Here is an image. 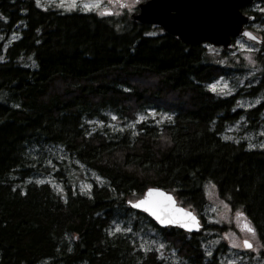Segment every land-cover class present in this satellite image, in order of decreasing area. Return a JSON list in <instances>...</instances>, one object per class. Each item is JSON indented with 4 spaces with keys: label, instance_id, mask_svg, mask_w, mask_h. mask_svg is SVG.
<instances>
[{
    "label": "trees",
    "instance_id": "obj_1",
    "mask_svg": "<svg viewBox=\"0 0 264 264\" xmlns=\"http://www.w3.org/2000/svg\"><path fill=\"white\" fill-rule=\"evenodd\" d=\"M254 6L241 8L254 18L250 30L264 24ZM155 29L129 17L0 0V264H218L225 243L205 249L206 232H221L218 225L194 234L162 229L130 206L162 189L201 215L206 183L241 211L264 256V147L224 137L240 122L245 133L264 128V42L258 71L221 95L209 86L242 76L243 66L213 62L206 45ZM148 111L169 119L136 120ZM76 164L102 183L78 191ZM47 174L60 191L38 181ZM147 231L178 263L139 247L135 234Z\"/></svg>",
    "mask_w": 264,
    "mask_h": 264
},
{
    "label": "rangeland",
    "instance_id": "obj_2",
    "mask_svg": "<svg viewBox=\"0 0 264 264\" xmlns=\"http://www.w3.org/2000/svg\"><path fill=\"white\" fill-rule=\"evenodd\" d=\"M36 4L40 7H52L60 9L64 12L72 10H81L83 12H94L98 16H110L117 20L127 19L133 12L134 7L140 0H35ZM254 10L257 12H264V1L255 4ZM260 40L264 42V24H254L250 30ZM162 33L157 29L154 34ZM206 52L209 54L213 62L227 65L239 66L242 65L246 70L245 74L235 78H219L209 86V89L221 95L231 94L238 86H245L246 79L258 71V64L256 61V52L259 50L257 43L247 41L245 39H238L234 42L233 48L226 51L229 54L225 57L221 56L222 48L206 45ZM258 98L241 100L238 103V108L249 109L257 104ZM169 119V115L158 111H148L144 114H138L136 120H152L156 123H162ZM121 120L113 117L112 126L121 128ZM132 123L130 127H133ZM244 126L246 123H236L229 127L224 135L225 138L230 140H237L242 138L247 141L251 147H264V128H259L255 134L252 132L245 133ZM76 169H71V173L75 177L72 185L80 192H88L92 186V181L102 183V179L94 174L92 171L87 170L85 167L76 164ZM53 171L50 172V174ZM38 181L49 183L57 191H60L62 186L52 175H44ZM204 193L206 205L202 214H197L202 225H218L222 229L221 232H206V236L210 235L205 249L212 252L214 248L221 242L225 243L227 250L223 255L218 257V264H264V256L261 254L262 246L257 233L249 232L245 227V223L249 222L243 216L240 210L233 211L229 205L220 199L216 187L212 183L204 185ZM237 213H241L238 216ZM203 217V218H202ZM251 227V225H250ZM115 231H122L120 225L113 227ZM139 247L144 250L154 249L163 257L171 258L178 263L176 253L173 249L167 248L166 244L161 242L153 231L141 232L135 234ZM244 241H248L252 247L246 249L243 245Z\"/></svg>",
    "mask_w": 264,
    "mask_h": 264
},
{
    "label": "water",
    "instance_id": "obj_3",
    "mask_svg": "<svg viewBox=\"0 0 264 264\" xmlns=\"http://www.w3.org/2000/svg\"><path fill=\"white\" fill-rule=\"evenodd\" d=\"M262 1L264 0H146L137 6L129 18L144 25L159 26L164 33L183 44H209L230 51L239 38L262 43L246 28L254 22V18L241 12L242 7ZM150 192L153 193L152 196L148 195ZM158 193L163 195H157ZM166 197H171V201ZM140 201L148 203L133 207ZM130 206L146 214L162 229L177 228L194 234L202 227L196 214L179 205L174 195L162 189H148L142 198ZM191 217H195V220Z\"/></svg>",
    "mask_w": 264,
    "mask_h": 264
},
{
    "label": "snow or ice",
    "instance_id": "obj_4",
    "mask_svg": "<svg viewBox=\"0 0 264 264\" xmlns=\"http://www.w3.org/2000/svg\"><path fill=\"white\" fill-rule=\"evenodd\" d=\"M246 35H250V34L246 33ZM148 195H149V196H152L153 193L150 192ZM157 195H163V194H162V193H158ZM166 199L169 200V201H171V197H166ZM146 203H148V201H140L139 203L134 204L133 207H140V206H142V205H144V204H146ZM188 215L191 216L190 213H189ZM237 215H238V216H241L242 214H241V213H237ZM191 218H192L193 220H195V217H191ZM244 227H245L249 232H254V230H253V229L250 227V225H248L247 223H245ZM244 245H245V247H247V248H251V247H252V245H251L248 241H244Z\"/></svg>",
    "mask_w": 264,
    "mask_h": 264
},
{
    "label": "flooded vegetation",
    "instance_id": "obj_5",
    "mask_svg": "<svg viewBox=\"0 0 264 264\" xmlns=\"http://www.w3.org/2000/svg\"><path fill=\"white\" fill-rule=\"evenodd\" d=\"M144 1H146V0H140V2L134 7L133 12L136 11L137 6H138L140 3L144 2ZM103 17H110V16H103ZM129 19H130V18H129ZM148 26H150L151 28H153V27H154V28H159V31H162V32L164 33V31L162 30V28L159 27V26H152V25H148Z\"/></svg>",
    "mask_w": 264,
    "mask_h": 264
},
{
    "label": "bare ground",
    "instance_id": "obj_6",
    "mask_svg": "<svg viewBox=\"0 0 264 264\" xmlns=\"http://www.w3.org/2000/svg\"><path fill=\"white\" fill-rule=\"evenodd\" d=\"M200 220V219H199ZM201 224V223H200Z\"/></svg>",
    "mask_w": 264,
    "mask_h": 264
}]
</instances>
